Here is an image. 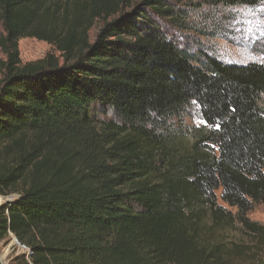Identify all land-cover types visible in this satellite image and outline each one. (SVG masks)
I'll use <instances>...</instances> for the list:
<instances>
[{
  "label": "trees",
  "instance_id": "obj_1",
  "mask_svg": "<svg viewBox=\"0 0 264 264\" xmlns=\"http://www.w3.org/2000/svg\"><path fill=\"white\" fill-rule=\"evenodd\" d=\"M174 1L0 0V195L16 194L0 240L27 249L14 264H264V225L245 216L264 203V64L194 57ZM22 38L52 50L22 63ZM190 105L204 125L183 145L170 122ZM235 218L254 243L217 238Z\"/></svg>",
  "mask_w": 264,
  "mask_h": 264
},
{
  "label": "rangeland",
  "instance_id": "obj_2",
  "mask_svg": "<svg viewBox=\"0 0 264 264\" xmlns=\"http://www.w3.org/2000/svg\"><path fill=\"white\" fill-rule=\"evenodd\" d=\"M139 0H131L135 6ZM214 0H178L174 1L176 10L184 15V26L171 27L178 36L183 48L188 49L194 57L200 54L212 56L226 63L257 62L264 64V1L255 5H240L222 7L214 5ZM131 7L126 8L129 10ZM97 20L89 31L90 41H93L102 26ZM3 27L0 21V34ZM19 52L22 63L42 58L52 48L44 41L34 38L19 40ZM5 55L0 50V60ZM1 77V72H0ZM264 105V98H263ZM204 122L199 116L195 105L187 107L181 116L170 122L171 130L181 132L182 144L190 141V133L196 127L203 126ZM216 201L233 215L237 212L235 207L228 206L220 198V189L216 190ZM16 197V194L0 195V204ZM250 220L264 225V203L257 202L245 212ZM206 219H208L206 217ZM217 238L229 242L254 243L255 241L243 228L241 223L234 219L233 227L217 230ZM27 252L23 246L15 243L12 237L0 240V255L5 254L7 264L14 256ZM262 258V256L259 254Z\"/></svg>",
  "mask_w": 264,
  "mask_h": 264
},
{
  "label": "water",
  "instance_id": "obj_3",
  "mask_svg": "<svg viewBox=\"0 0 264 264\" xmlns=\"http://www.w3.org/2000/svg\"><path fill=\"white\" fill-rule=\"evenodd\" d=\"M12 238H13V241L15 243L21 245L15 236H12ZM21 246H23V245H21ZM23 247L25 248V246H23ZM30 255H31V252L29 251L28 252V256H30ZM4 256H5V254L4 255H0V264H7V262L5 261V257ZM8 264H14L13 258L9 261Z\"/></svg>",
  "mask_w": 264,
  "mask_h": 264
}]
</instances>
